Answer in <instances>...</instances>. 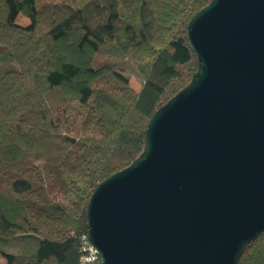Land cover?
Instances as JSON below:
<instances>
[{"label": "trees", "instance_id": "trees-1", "mask_svg": "<svg viewBox=\"0 0 264 264\" xmlns=\"http://www.w3.org/2000/svg\"><path fill=\"white\" fill-rule=\"evenodd\" d=\"M211 1L0 0L3 264H83L91 195L198 71L188 24ZM238 264H264V231Z\"/></svg>", "mask_w": 264, "mask_h": 264}, {"label": "water", "instance_id": "water-1", "mask_svg": "<svg viewBox=\"0 0 264 264\" xmlns=\"http://www.w3.org/2000/svg\"><path fill=\"white\" fill-rule=\"evenodd\" d=\"M188 35L198 71L91 195L95 264H238L264 231V0H212Z\"/></svg>", "mask_w": 264, "mask_h": 264}, {"label": "built area", "instance_id": "built-area-1", "mask_svg": "<svg viewBox=\"0 0 264 264\" xmlns=\"http://www.w3.org/2000/svg\"><path fill=\"white\" fill-rule=\"evenodd\" d=\"M84 251L83 264H95L100 261V255L95 246L90 242L88 235L85 239Z\"/></svg>", "mask_w": 264, "mask_h": 264}, {"label": "rangeland", "instance_id": "rangeland-1", "mask_svg": "<svg viewBox=\"0 0 264 264\" xmlns=\"http://www.w3.org/2000/svg\"><path fill=\"white\" fill-rule=\"evenodd\" d=\"M18 21L20 23H22V24H26V23L29 22V19L27 17H24V16L21 15L19 17ZM131 82H132V85L135 87V89L136 90H139L140 85L136 82V80L135 79H132ZM4 262H5L4 259L0 256V264H3Z\"/></svg>", "mask_w": 264, "mask_h": 264}]
</instances>
